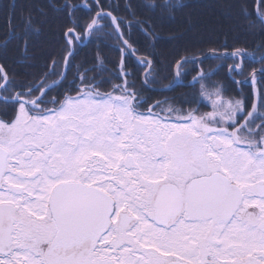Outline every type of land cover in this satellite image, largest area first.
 Here are the masks:
<instances>
[{"label":"snow or ice","instance_id":"6c2138e0","mask_svg":"<svg viewBox=\"0 0 264 264\" xmlns=\"http://www.w3.org/2000/svg\"><path fill=\"white\" fill-rule=\"evenodd\" d=\"M94 5L100 10L77 27L91 35L111 26L124 45L122 57L137 51L120 27L130 30L133 23L98 0ZM176 6L172 0L159 5ZM63 7L71 12L80 5L65 0ZM125 7L135 19L132 5ZM10 8L12 25L15 3ZM256 12L264 21V0ZM21 23L23 30L12 36L26 48L39 28L31 14ZM135 23L151 27L147 20ZM65 35L79 34L68 28ZM74 55L65 57L66 68ZM226 55L243 60L247 51ZM139 61L148 69L147 82L153 62L146 56ZM261 63L236 82L253 85L250 110L246 98L225 101L223 85L210 92L207 74L193 79L212 111L178 107L175 97L149 103L123 79L129 74L123 69V82L111 92L100 91L95 76L80 74L79 85L72 81L68 91L52 96L67 79L59 73V83L17 85L21 91L0 96L13 106L0 118V264H264ZM230 69L243 75L241 64ZM0 81L3 92L14 83L2 65Z\"/></svg>","mask_w":264,"mask_h":264},{"label":"trees","instance_id":"16d2710c","mask_svg":"<svg viewBox=\"0 0 264 264\" xmlns=\"http://www.w3.org/2000/svg\"><path fill=\"white\" fill-rule=\"evenodd\" d=\"M68 2L80 7L70 12L63 7L65 0H0V44L6 38L9 41L6 48L0 47V65L14 82L7 92L1 91V95L21 91L17 85L38 84L45 79L48 83L57 81L65 57L70 52V40L75 55L69 59L71 67L67 70L64 84H71L72 81L80 83L78 75L83 74L95 76L98 85L105 88L126 79L141 86L142 92L148 93V88L143 84L155 87L175 84V67L180 60L203 56L208 51L246 50L249 58L244 57L243 60L229 55L181 63L178 75L180 85L172 91H179L175 97L177 99H191L195 95L201 100L200 84L193 78L207 74L203 83L210 92L223 85L222 96L226 100L246 98L248 109L251 107L253 85L236 82L245 80L253 68L262 66L261 61L264 60V57L261 59L264 54V22L256 12L258 0H172L177 6L171 11L159 7L162 0H98L105 11L133 23L130 30L123 24L120 27L125 39L137 51L134 52L135 56L129 53L123 57L121 49L124 45L111 26L101 33L88 34L85 43V29L77 27V24H87L100 10L95 7L94 0ZM13 3L15 11L10 25V6ZM85 3L91 7V11L83 6ZM153 3L157 7H149ZM125 4L132 5L135 19ZM29 14L34 17V24L39 31L30 33L25 48L24 43L13 37L12 33L23 30L21 18ZM136 19L150 21L151 27L148 24L137 25ZM102 23L108 24L109 21ZM68 28L76 29L78 40L73 35H65ZM143 28H147L151 36L145 35ZM98 56L103 60L102 65L98 64ZM136 56H146L153 62V78L145 83L146 68ZM234 64L242 65L243 75L231 71L230 66ZM122 69L129 73L123 79L120 78ZM186 84L194 87L181 86ZM165 97L169 98L164 93L158 95L159 99Z\"/></svg>","mask_w":264,"mask_h":264},{"label":"flooded vegetation","instance_id":"af4514ba","mask_svg":"<svg viewBox=\"0 0 264 264\" xmlns=\"http://www.w3.org/2000/svg\"><path fill=\"white\" fill-rule=\"evenodd\" d=\"M40 84V83H38ZM51 84V83H49ZM76 85H79V83H75ZM180 84L178 83L175 87H173L172 89H165V90H159L160 88H166V86H162V87H155V86H149V85H144L143 86L145 88H148L149 92H142L140 90L141 86L139 85H134V87L142 92L143 95L149 97V103H152L153 101L155 100H163V99H159L158 98V95L159 94H162L164 93V95H167L169 96V98H173V97H176L179 93V91L177 92H173L172 90L174 88H176L177 86H179ZM191 84H186V85H181L182 87H187ZM71 86V84H64L63 85V88L62 89H55L57 87H54L52 92H51V95L52 96H57L58 93L60 92H64V91H68L69 87ZM172 86V85H171ZM100 91L102 92H111L112 91V88H113V85L112 86H108V88H105V86L103 85H98ZM191 87V86H189ZM169 91H172V92H169ZM16 92H19V91H10L8 92V94L6 93L5 97H8V96H13ZM169 92V93H168ZM155 93H159V94H155ZM0 94H1V91H0ZM74 94V93H73ZM34 95H40L39 92H36L34 93ZM4 96V95H2ZM213 97H214V94H213ZM186 100V99H184ZM184 100L182 99H175V103L178 107H183L185 109L187 108H198L200 111L202 112H208V111H212V101L210 99H206L205 95H202V99L199 100V103H185L183 102ZM49 107H51V105H49ZM145 107H147V105H145ZM251 109V107L249 108V110ZM7 110L9 112L13 111V106L11 103H8V104H5L3 100H0V118H2L4 116V111ZM257 123H259V121H257Z\"/></svg>","mask_w":264,"mask_h":264},{"label":"water","instance_id":"95a60500","mask_svg":"<svg viewBox=\"0 0 264 264\" xmlns=\"http://www.w3.org/2000/svg\"><path fill=\"white\" fill-rule=\"evenodd\" d=\"M259 6V0L257 2V5H256V9L258 8ZM264 22V21H263ZM76 39H77V36H75ZM124 40L125 37H123ZM78 40V39H77ZM88 40V33L85 32V43L87 42ZM127 41V40H126ZM128 42V41H127ZM129 43V42H128ZM69 45H70V52H74V45L73 43L69 40ZM131 45V44H130ZM132 47V46H131ZM233 52V51H232ZM232 52H216V51H208L205 55L203 56H199V57H196V58H191V59H187L188 61H192V62H195V61H202V60H205V59H208L210 58L211 56H229V55H226V53L230 54ZM69 54V53H68ZM67 54V56H68ZM131 55L135 56L134 53H130ZM231 56V55H230ZM72 56L68 57V59H70ZM137 58H140L138 56H136ZM245 57H248L247 55ZM264 57V54L263 56L261 57V59ZM249 58V57H248ZM152 61V60H151ZM179 64L181 63H184V59L183 60H180L178 62ZM178 63L176 64V67H175V72H176V78H175V84L170 88L172 89L173 87H175L178 83H179V79H178V75H177V68H178ZM67 70L68 68H66L65 64H63V70H62V73L66 74L67 73ZM5 71V70H4ZM148 71V69H146V71L144 72V76L146 74V72ZM61 81V76L59 78V80H57V82L59 83ZM143 82L145 83V80L143 79ZM165 89H169V88H160L159 90H165Z\"/></svg>","mask_w":264,"mask_h":264},{"label":"rangeland","instance_id":"374dc122","mask_svg":"<svg viewBox=\"0 0 264 264\" xmlns=\"http://www.w3.org/2000/svg\"><path fill=\"white\" fill-rule=\"evenodd\" d=\"M206 97V99H209L207 96H205ZM214 98V97H213ZM223 99L225 100V101H227L224 97H223Z\"/></svg>","mask_w":264,"mask_h":264}]
</instances>
